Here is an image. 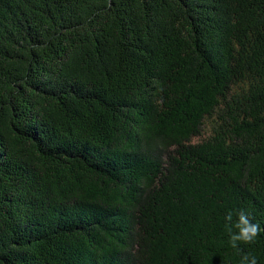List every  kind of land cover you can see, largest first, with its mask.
Returning <instances> with one entry per match:
<instances>
[{"label": "trees", "instance_id": "16d2710c", "mask_svg": "<svg viewBox=\"0 0 264 264\" xmlns=\"http://www.w3.org/2000/svg\"><path fill=\"white\" fill-rule=\"evenodd\" d=\"M240 209L264 228V0H0V264H239Z\"/></svg>", "mask_w": 264, "mask_h": 264}, {"label": "clouds", "instance_id": "9594fccd", "mask_svg": "<svg viewBox=\"0 0 264 264\" xmlns=\"http://www.w3.org/2000/svg\"><path fill=\"white\" fill-rule=\"evenodd\" d=\"M223 229L228 237V243L240 256L239 264H258V259L251 251H244L241 245H253L264 232L259 223L246 210H229L223 217Z\"/></svg>", "mask_w": 264, "mask_h": 264}]
</instances>
